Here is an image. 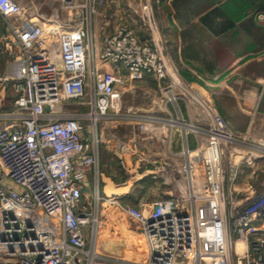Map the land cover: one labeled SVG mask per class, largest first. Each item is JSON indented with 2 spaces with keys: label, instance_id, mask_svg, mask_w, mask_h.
<instances>
[{
  "label": "built area",
  "instance_id": "1",
  "mask_svg": "<svg viewBox=\"0 0 264 264\" xmlns=\"http://www.w3.org/2000/svg\"><path fill=\"white\" fill-rule=\"evenodd\" d=\"M61 1L71 17L50 39L19 2L0 0L8 41L21 51L5 78L14 82L16 97L10 110L0 112V236L15 257L0 264H101L100 123L111 112L143 132L170 139L177 134L180 142L186 195L125 208L146 241L143 264H264V190L240 211L224 198L226 156L231 164L252 167L264 159V140L231 129L209 99L178 78L177 69L170 72L152 37L123 24L102 37L98 50L91 14L95 1L104 0ZM144 9L150 17L148 5ZM146 76L164 83L168 112L122 110L118 89ZM85 100L87 112L65 108ZM181 101L198 105L202 119L185 118ZM199 162L202 185L195 178ZM89 174L96 183L87 196ZM201 196L204 225L193 211Z\"/></svg>",
  "mask_w": 264,
  "mask_h": 264
},
{
  "label": "rangeland",
  "instance_id": "2",
  "mask_svg": "<svg viewBox=\"0 0 264 264\" xmlns=\"http://www.w3.org/2000/svg\"><path fill=\"white\" fill-rule=\"evenodd\" d=\"M16 1L21 4L28 16L44 26L46 37L50 39H52V31H62L66 28V23H68L71 17L70 13L63 9L61 0ZM98 2L102 3L101 1H95L91 14L92 25L94 27L96 19L102 20L103 18L105 20V17H108L110 13L108 7L104 9L103 6L98 7ZM230 7H232L230 10L233 12L234 9L237 10L238 6L233 3ZM97 9L101 10V15L96 14ZM251 11L256 15L258 21L264 22V15L260 10L251 8ZM141 19L140 17V21H138V31L147 36L148 30L145 26L140 27L142 23ZM104 22L100 21L98 23L97 32H95L99 37L110 33V23H108L105 29L104 27L99 28L103 26ZM8 33L9 31L0 14V112L10 110L16 97L17 92L14 82L10 78H5L14 72L15 63L21 57V51L9 43L7 38ZM185 82L187 81L185 80ZM263 83L264 78L255 84L258 92L253 104L249 107L250 115L248 116L250 125L247 128L252 131L251 135L249 133V138L257 140H264ZM160 84L157 80L155 83H149L147 86L141 82H126L118 89L122 110L126 111L130 109L138 113L151 111L158 113L161 104L165 103L163 96L164 83ZM195 95H198V93ZM209 101L214 104L211 99ZM65 108L78 110L79 112L88 111L86 100L81 103H70ZM218 112L232 129L228 118L222 114L221 110ZM111 113L113 114L111 117L103 119L100 123L103 142L100 153L101 173L98 184L100 188L105 187V182L101 180L104 172L105 176L110 177L112 182L119 184L127 192L122 196L124 199L122 204L113 203L110 200L112 198L111 194L104 195L105 199L102 204L103 225L99 230L97 244L99 257L97 260L101 264H143L147 258L146 241L143 233L139 230L141 228L139 223L129 216L125 208L131 206L130 199L132 197L137 199L149 194L151 199H155L161 195L157 187L159 183L164 181L163 174H166L167 171L165 166L162 165L161 157L165 152L169 151L167 143L161 139V136L166 135V133L143 132L136 122H131L125 119V117L115 116L114 112ZM1 124L2 120L0 119ZM127 125L131 127L128 128ZM143 162L145 163L143 164ZM233 162L234 160L227 155L225 161L224 198L227 200V203L234 201L237 205L235 209L240 211L251 201L250 199L253 195L264 190V159H259L252 167L246 165L244 162L240 163V165L231 164ZM198 165L195 178L198 180L199 185H202L203 172L200 162ZM178 168L181 176H183L182 178L186 179V176L181 172L180 165ZM95 183L96 181L92 175L88 187L85 189V195L90 196ZM186 192H183V195H186ZM199 194L203 195L202 191ZM227 205L229 206V204ZM205 206L206 201L201 196L198 198L197 206L193 208L196 214L195 220L200 225L207 223ZM1 223L2 217H0V227ZM236 240L237 238L233 236L232 241L235 242ZM6 248V244L2 242L0 236V259L10 262L15 257Z\"/></svg>",
  "mask_w": 264,
  "mask_h": 264
},
{
  "label": "crops",
  "instance_id": "3",
  "mask_svg": "<svg viewBox=\"0 0 264 264\" xmlns=\"http://www.w3.org/2000/svg\"><path fill=\"white\" fill-rule=\"evenodd\" d=\"M233 3L239 8L232 12L230 5ZM145 5L149 7L150 17ZM97 6L108 7L110 13L105 20H95L94 33L98 23L105 21L99 28L105 29L110 23V33L125 24L142 38L152 37L170 72L174 74L177 69L178 78L186 80L200 97L211 99L218 111L221 110L231 122L233 130L252 134L247 128L250 125L249 107L257 96L255 84L264 78V22L257 20L251 8H257L264 15V0H104ZM214 9H218L216 14L212 13ZM96 14L101 15V10L97 9ZM140 17V27L145 26L147 36L138 31ZM95 37L100 50L103 36L95 33ZM136 82L147 86L156 80L146 76ZM180 107L185 118L202 119L203 114L196 104L183 101ZM168 108L171 107L166 103L161 104L158 113H166ZM161 139L165 140L169 150L161 157L167 170L163 174L164 181L157 187L161 195L155 199L149 194L137 199L132 197L130 203L133 206L141 207L167 196H179L188 190L187 179L182 178L178 168L182 161L178 135L172 139L164 135ZM102 176L101 180L106 184L99 187L102 196L105 198V194H111L110 200L122 204V196L127 190L112 182L104 172ZM91 177L89 174L88 184ZM139 230L142 233V229Z\"/></svg>",
  "mask_w": 264,
  "mask_h": 264
},
{
  "label": "bare ground",
  "instance_id": "4",
  "mask_svg": "<svg viewBox=\"0 0 264 264\" xmlns=\"http://www.w3.org/2000/svg\"><path fill=\"white\" fill-rule=\"evenodd\" d=\"M237 247H238V249L239 250H241L242 248H243V245H242V243L239 241V243L237 244Z\"/></svg>",
  "mask_w": 264,
  "mask_h": 264
},
{
  "label": "trees",
  "instance_id": "5",
  "mask_svg": "<svg viewBox=\"0 0 264 264\" xmlns=\"http://www.w3.org/2000/svg\"><path fill=\"white\" fill-rule=\"evenodd\" d=\"M218 12V9H214L212 13L216 14Z\"/></svg>",
  "mask_w": 264,
  "mask_h": 264
}]
</instances>
